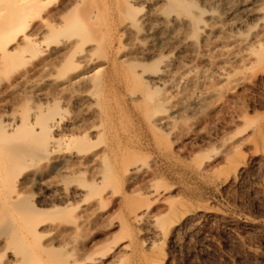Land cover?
<instances>
[{
	"label": "rangeland",
	"instance_id": "obj_1",
	"mask_svg": "<svg viewBox=\"0 0 264 264\" xmlns=\"http://www.w3.org/2000/svg\"><path fill=\"white\" fill-rule=\"evenodd\" d=\"M102 5L101 29L99 28L102 44L113 41L115 46H119L118 40L120 44L125 42V37H121L118 32L123 18L117 14L114 20L110 19L104 3H101ZM136 7L134 9L137 13L141 8L146 9L143 3ZM49 38L44 39L42 46L41 42L39 43L41 47L39 52L52 46L54 39ZM103 48H101L103 52L107 50L106 47ZM39 52L37 58L34 56L33 60L21 59L23 64L20 59L19 64L12 59L10 67L0 71V80L3 77L6 80L10 79L18 68L36 61L38 56H42L46 51H42L44 52L42 54ZM105 52L103 57L105 55L106 59L102 60L99 57L98 61L107 60L109 53L108 50ZM102 53L100 52L101 55ZM163 53L158 57L160 58V55L163 57ZM199 55L185 60L193 69L189 76L182 78L179 88L176 87L173 92H168L166 86L162 88V85H159V88L154 86L150 88L152 92L155 89L154 97L164 96L165 90L167 95H170V98L161 100L164 101L163 104L167 103L165 105L167 108L164 106L166 111L172 103L179 110L174 114L173 122L167 127L155 125L151 120L150 115L153 114L155 105L146 106L142 100L135 103L130 99L127 91L132 88L133 83L127 87L126 79L121 74V68L127 64H119L116 69L117 71L121 69L120 73L118 72L117 76L114 73L112 80L104 81L105 86H101L102 81L98 87V84L94 86V90L92 87V94L96 95L95 97L103 98L104 104L113 105V122L108 124L107 134L104 135L106 138L102 137L103 141L99 148L107 142L122 147L124 150L121 149L119 155L124 151L123 155L149 164L147 166L150 171L147 175L134 180L127 179L120 168L122 167L120 158L114 161L116 165L118 164L116 177L113 178L115 175L110 173L111 179L108 178L103 182L105 184L100 183L101 185L93 183L94 174L92 175L89 168L82 169L84 171L74 175L72 179L64 178L65 183L60 180L62 178L60 173H50L42 162H30L25 166V170L22 167L19 175L17 168L14 170L18 177L36 170V181L24 182L21 186L13 185L15 190L10 196L16 191L21 192L31 204L42 210L46 209L44 215L40 217L44 222L49 223L50 219L52 223L62 221L73 226L77 221L80 222V219H88L81 230L62 237L56 238L51 235L45 230L47 226L40 227L41 230L44 228L41 231L43 233H40L41 237L27 236L29 241L26 239V243L39 261L44 264H264V61L256 63L253 68L231 72L229 81L226 79L220 82L215 71L211 78H217V81L210 77L205 79L202 73L209 68L210 62L206 56ZM153 59L148 63L157 62L154 61L157 59ZM66 60L64 61L67 63H61V60L55 62L59 63L56 66L54 64L55 70L53 67L51 78H64L85 70L86 65L83 61L73 59L78 63L77 66L80 65L78 69L74 66L75 61L70 63L68 59ZM214 60L217 65L219 63L221 70L223 63ZM118 62L124 63L121 60ZM152 63L148 64L147 68H152ZM93 72L94 70L91 71ZM38 79L42 81L41 78ZM38 79L21 91L20 97L26 101L16 105L14 113L20 114V111L25 109L28 112L34 104H38L37 93L43 88L45 90L48 88ZM141 85L144 84L140 83L137 86L139 90ZM146 86L143 87L148 90L150 85ZM78 90L66 93L67 95L62 94L64 97H57L60 93L56 94L57 102L55 100L56 103L53 102L51 107L56 110L57 114L54 115L62 117L63 122L80 112L82 108L71 98L79 92ZM152 92L148 90L150 95ZM200 94L206 95L207 100L204 103H193V97ZM59 129L60 137L71 133L78 135L75 129L63 127ZM16 176L14 173L13 177ZM8 177L6 174L0 176L2 199L7 196V199L10 198L12 186L10 189L8 182L11 183L14 179L12 175ZM148 183L152 184V190ZM63 186H66V190ZM74 190L77 193H73ZM67 191V200L62 202V192L64 194ZM65 203L68 206L66 208L68 213L59 207L62 205V208L65 207ZM146 204H149V207ZM69 205L73 209H68ZM140 205L148 207L149 214L156 216L157 222L149 220L145 215L141 222L136 223L131 218V210ZM81 216L83 218H80ZM6 259V257L0 259L2 264L7 263Z\"/></svg>",
	"mask_w": 264,
	"mask_h": 264
},
{
	"label": "bare ground",
	"instance_id": "obj_2",
	"mask_svg": "<svg viewBox=\"0 0 264 264\" xmlns=\"http://www.w3.org/2000/svg\"><path fill=\"white\" fill-rule=\"evenodd\" d=\"M101 3H104L105 10H108L110 19L114 20L117 14L123 18L120 21L122 22L120 30H116L119 35L121 34V37H125V42L120 44L121 42L118 40L119 46H115L113 41L102 44L101 34H99L101 31L99 30L100 13L102 12L100 8L103 7ZM139 3H143L146 7L145 10L141 8V11L144 10L142 13H140L141 11L137 13L134 9ZM47 37L54 39L52 46L42 50L46 51L45 53L39 52L38 50L41 49L39 43L41 42L42 46ZM103 47H106L109 53L105 61H102L106 59L105 55L103 57V53H106L107 50L103 52ZM99 51L103 52L102 55ZM38 52L44 54L38 56L39 58L31 64L20 66L21 68L17 70L14 69L16 72L11 75L12 77L10 76V79L6 80L3 77L0 80V176L6 174V177L10 175L13 177L17 172L19 175L22 172V167L26 168L25 166L30 162H42L50 173H60L61 181L66 177L72 179L82 169L89 168L92 170V175L94 174L93 183L105 184L103 182H106L108 178L111 179L110 173L115 175L118 164L116 165L114 161L120 158L121 161H119L122 162L120 168H122L124 176L129 180H134L149 173L150 170L147 166L149 164L123 155L124 151L119 155L123 148L118 145L107 142L99 148L103 141L102 137L107 134L108 124L113 122V105L104 104L105 100L103 101L102 97V99L95 97L96 95L92 94L94 86L98 84V87L102 81L103 85L101 86H105L104 81L112 80L114 73L117 76V73H120L122 69L121 74L126 79L127 87L133 83L132 88L127 91L130 99L135 103H140L142 100L146 106L155 105L154 112L152 111L153 114L150 115L153 123L165 127L170 126L174 114L179 110L172 103L168 106L167 112L165 106L167 103L163 104L164 101L161 100L170 98L166 92L176 90L182 78L189 76L193 68L190 64H186V59L198 56V54L206 56L210 62L209 68H206L202 75L208 79L217 72L220 82L226 79L229 81L231 72L253 68L256 63L264 61V0H0V71L8 69L12 59L16 60V64H19L18 59L27 61L32 58L33 60V58H37ZM162 52L167 54L163 53V57L160 55L159 58L158 56ZM99 57H101V61H98ZM66 59L70 63L75 61L73 59H79L85 63L87 68L64 78H51L52 72H54L52 68L54 67L55 70L56 64L59 63L55 64V62L61 60V63H67ZM118 59L124 63H119ZM152 59L159 61V63L153 61L155 65H158L155 67L151 61L152 68H147L148 64H151L148 61ZM214 59L223 63L224 66L222 65L221 70L218 66L219 63L216 61L217 65ZM74 64L71 65L80 67V65H76L77 62ZM109 64L111 66H108ZM119 64L127 65L120 67L121 69L117 71L116 67H119ZM12 66L15 67V65ZM92 70H94L93 73H91ZM38 78H41L48 86L47 90L43 88L44 90L42 89L39 93L36 92L37 102L40 104L30 106V110L27 109L28 112L25 109V111L21 110L23 112L20 111V114L14 113L15 106L24 101L23 97H20L21 91L25 90L26 86L34 80L37 81ZM217 78L213 77L216 81ZM38 81L41 80L38 79ZM137 82L144 84L139 86L140 90L137 87L139 84H135ZM159 85H162V88L166 86L167 91L165 90L164 96L154 97L155 89L152 92L150 88L151 86L159 88ZM143 86H149L148 90L152 92V95ZM76 89H79V92L69 97L79 103L82 108L80 112L63 122L62 117L55 116L56 110L51 105L57 97L71 93ZM59 93L60 95L56 97V94ZM202 95L195 96L196 99L193 97V103H204L208 94ZM71 98L69 99L71 100ZM151 108L153 109V107ZM148 109L150 110V108ZM147 112L150 113V111ZM61 127L75 129V133L77 131L78 135L71 133V135L60 137L58 130ZM16 168L17 172H14ZM36 173V170H31L24 176L10 177V181L14 180L11 181L12 185L8 182V187L11 189L12 186L13 189L10 194L8 193L9 196L15 190L13 185L21 186L24 182H34L37 177ZM115 177L116 175L113 178ZM45 182L47 183V181ZM110 183L112 184L111 181ZM148 184L152 190V184ZM63 188L65 189L66 186ZM63 192L65 191L63 190ZM63 192L62 202H66L68 191L64 193L65 195ZM73 193L77 192L74 190ZM7 197L0 198V259L6 257V264H44L30 250L26 243L27 236L30 235V238L31 236H33L32 238L41 237L40 233H43L41 231L44 228L41 230L40 227L47 226L45 230L51 235L53 234L56 238L62 237L70 232L71 234L78 232L88 220L81 216L80 218L83 219H80V222L77 221V224L74 223L73 226L71 223V226L70 224L66 225L62 221L52 223L50 219L49 223L48 221L44 222V219L40 217L42 214L44 215L46 209L42 210L33 203L31 204V201L26 200L21 192L16 191L13 196L8 199ZM62 206L59 207L67 211L68 206L63 208ZM148 207L140 205L135 209L132 208L131 218L139 223L143 217L147 216L149 220L157 222L156 216H151L152 213L149 214ZM71 208L70 206L68 209ZM19 220L22 222L20 221V223ZM66 223L68 222L66 221ZM0 264H2L1 260Z\"/></svg>",
	"mask_w": 264,
	"mask_h": 264
}]
</instances>
